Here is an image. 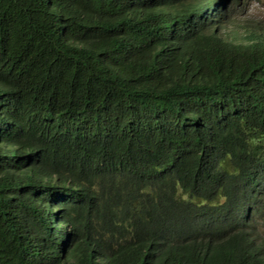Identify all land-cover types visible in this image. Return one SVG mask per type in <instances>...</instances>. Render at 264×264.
<instances>
[{"label":"trees","instance_id":"16d2710c","mask_svg":"<svg viewBox=\"0 0 264 264\" xmlns=\"http://www.w3.org/2000/svg\"><path fill=\"white\" fill-rule=\"evenodd\" d=\"M223 10L0 0V264H264V32Z\"/></svg>","mask_w":264,"mask_h":264},{"label":"rangeland","instance_id":"374dc122","mask_svg":"<svg viewBox=\"0 0 264 264\" xmlns=\"http://www.w3.org/2000/svg\"><path fill=\"white\" fill-rule=\"evenodd\" d=\"M233 21L240 22V25L233 24L235 29H257L264 30V0H240V3L233 10ZM257 231L264 233V225L259 224Z\"/></svg>","mask_w":264,"mask_h":264},{"label":"clouds","instance_id":"9594fccd","mask_svg":"<svg viewBox=\"0 0 264 264\" xmlns=\"http://www.w3.org/2000/svg\"><path fill=\"white\" fill-rule=\"evenodd\" d=\"M209 1L210 0H186V4L189 6H194L197 5L199 2L207 3ZM222 2L224 3V10L219 11L222 13L221 15L222 17H220L219 20H224V21L222 24H219V26L217 27V29L219 30V34H221L224 38H228L231 32H233V34H235L236 32H241L242 34L245 33V29H243L242 31L240 29H235L234 27H232L233 24L240 25V22L233 21V10H235V7L238 5V3H240V0H222ZM214 8L216 9L215 6ZM246 29H249V27H247ZM251 30H255V29H251ZM256 30L262 31L263 29L258 27ZM263 215H264V210H263Z\"/></svg>","mask_w":264,"mask_h":264}]
</instances>
